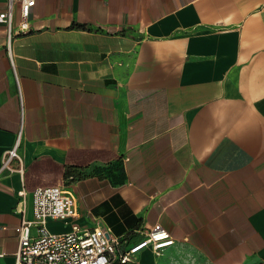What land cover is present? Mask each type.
<instances>
[{"label": "crops", "instance_id": "0c3cea01", "mask_svg": "<svg viewBox=\"0 0 264 264\" xmlns=\"http://www.w3.org/2000/svg\"><path fill=\"white\" fill-rule=\"evenodd\" d=\"M18 20L0 24V264L66 166L79 215L53 233L129 246L160 224L175 243L128 264H264V0H36ZM17 140L23 176L1 170ZM90 151L108 158L77 164Z\"/></svg>", "mask_w": 264, "mask_h": 264}, {"label": "built area", "instance_id": "2783aa9c", "mask_svg": "<svg viewBox=\"0 0 264 264\" xmlns=\"http://www.w3.org/2000/svg\"><path fill=\"white\" fill-rule=\"evenodd\" d=\"M7 5L0 11V24L8 31L13 30L15 9L19 20L14 31L16 35L30 31L29 16L36 0H1ZM2 171L25 174V166L19 154V141L4 157ZM26 186L19 192V211L24 214ZM33 218L26 216L15 227L19 241L17 264H128L140 250L151 247L155 252L172 246L173 236L160 224H155L145 233V238L134 245L122 246L121 237L113 235L110 229L101 227L81 228L74 224L71 230L53 233L50 221L75 219L79 215L75 193L62 183L38 186L32 190Z\"/></svg>", "mask_w": 264, "mask_h": 264}, {"label": "trees", "instance_id": "16d2710c", "mask_svg": "<svg viewBox=\"0 0 264 264\" xmlns=\"http://www.w3.org/2000/svg\"><path fill=\"white\" fill-rule=\"evenodd\" d=\"M83 27V26H81ZM70 153H69V159H70ZM79 158L76 159L78 160L77 164L82 165V164H86L90 161L93 160H97V159H107L108 158V154L104 153V152H99V151H90L88 153H84V152H80L79 153ZM44 165L48 168H50L51 170H60L62 169L61 166L53 163L51 160H46L44 162ZM80 169V167L78 166H66L65 171H64V177L70 181V179H74L75 177L78 176V170Z\"/></svg>", "mask_w": 264, "mask_h": 264}, {"label": "rangeland", "instance_id": "374dc122", "mask_svg": "<svg viewBox=\"0 0 264 264\" xmlns=\"http://www.w3.org/2000/svg\"><path fill=\"white\" fill-rule=\"evenodd\" d=\"M44 177L47 178V176H44ZM58 180H60L62 182V184H64V185H67L68 184V180L64 176L61 177V178H58V177H49V179L47 178V180L44 181V183H46V182L56 183Z\"/></svg>", "mask_w": 264, "mask_h": 264}]
</instances>
